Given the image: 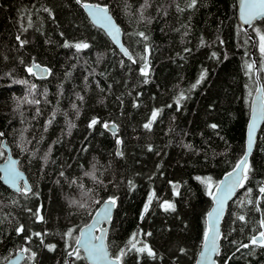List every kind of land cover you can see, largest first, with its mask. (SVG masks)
<instances>
[{"label": "trees", "instance_id": "obj_1", "mask_svg": "<svg viewBox=\"0 0 264 264\" xmlns=\"http://www.w3.org/2000/svg\"><path fill=\"white\" fill-rule=\"evenodd\" d=\"M86 2L109 8L132 60L92 24ZM257 29L264 18L238 23L237 0H0V163L6 138L31 187L25 195L0 180V264L23 249V264H88L69 252L110 198L107 245L114 258L125 252L121 264H196L214 191L244 157L259 85L264 95ZM76 43L90 47L65 46ZM33 62L49 75L29 73ZM248 166L216 264H264L251 243L264 231V124Z\"/></svg>", "mask_w": 264, "mask_h": 264}, {"label": "snow or ice", "instance_id": "obj_2", "mask_svg": "<svg viewBox=\"0 0 264 264\" xmlns=\"http://www.w3.org/2000/svg\"><path fill=\"white\" fill-rule=\"evenodd\" d=\"M80 2V0H78ZM196 0H192V6H195ZM89 12V15L92 16L95 23L99 24L100 27L104 28L107 31V34L112 37L113 40L118 41V37L120 35V29L115 25V23L112 21V18L108 15V11L106 8H100L99 6H92L89 4L83 5ZM241 17L244 20L245 23H251L252 20L259 18H264V0H243V3L241 5ZM139 36H141L143 39H147V37L144 35L143 32L138 33ZM261 52L264 53V36H261ZM65 46H72L75 47L77 51H81L83 49H87L90 47L87 43H76L74 45H65ZM122 47V46H121ZM125 52V55H128L127 50L123 49ZM36 67H39L37 65ZM253 65H248L249 70L253 68ZM47 71V70H44ZM28 72L36 75V73L33 72L32 68H28ZM141 73L147 77L148 71H147V64H145L144 68L141 69ZM203 79V76H201V80ZM147 79L145 80V83H147ZM21 83H25L24 81H21ZM35 87L34 85L32 86ZM185 97L183 94H181L179 100H177V104L179 105L180 100L184 99ZM80 99H83L80 97ZM38 103V101H32L28 100L27 97H24L23 100L20 101V103ZM255 111V109H254ZM260 115L264 116V98H261L260 100ZM159 115V111H154L152 113V116L150 118V122L146 123L144 127L146 129L151 130L152 122H154ZM255 121L256 116H253V129L255 128ZM96 123H98L97 120L93 119L90 123V127L94 126ZM104 128H109V125L105 123L103 125ZM213 128L216 127V125H212ZM115 135V133H113ZM0 136H3V133L0 132ZM120 143V141H117ZM252 147V140L251 135L249 137V143H248V151L251 152ZM2 155V153H0ZM249 171L248 166V158L245 156L244 159H242L239 164L236 166V170L233 173L229 174V177H226V180H228V183H226L223 188H217V192L221 193V195L213 196V199L217 202V208L213 210L212 213H209V228L208 231L205 233V253L204 258L210 259L213 254H218V247H217V240L220 238L218 227L214 228L213 225H218L220 215L223 212V204L224 201L232 195L235 188L242 187L245 180H247L248 176L247 173ZM0 172H3V179L6 183L10 184L13 188H15L17 191L22 192L23 194H27L30 192V188L24 184L21 186V181L23 179L21 173L18 171L16 166V161H10L8 165H6L3 169H0ZM86 175H90V173H86ZM202 183H208L210 185V180L205 182L201 181ZM260 192L264 193V187L260 188ZM209 195H212V192L209 191ZM152 197H149V204L151 203ZM75 203V201L73 202ZM81 208L85 207V204L79 205ZM116 206V200L115 198H110L102 211L96 213V219L95 221L88 226V228L81 232L79 238L75 240L76 249H75V257L77 259H80V252L79 250L83 248V250L87 253L85 259L92 262V264H121V258L125 254V252L122 250L120 254L115 257L114 259L109 257L108 250L104 243V236L105 233L101 232L100 236H96L94 233L96 230H98V225L102 221H108L111 217V211L112 208ZM148 206H145L144 211L147 212ZM165 210H175L174 205L171 204H165ZM241 220H244V217H240ZM261 226L264 227V220L261 221ZM17 232H23V227L17 229ZM150 234V233H149ZM35 235L40 236L39 233H36ZM67 236L69 238L72 237L71 231L67 233ZM135 239V236L132 238ZM95 241H99V243H95ZM251 243L253 245H257L260 247H264V231L260 232L259 237H253ZM131 248H134L139 253L147 252V255L149 256H155V253L148 248L147 246L136 248V245L134 243H131ZM247 247V245H245ZM51 250V249H50ZM24 252H28V249H23ZM33 256L35 254H32ZM73 252H69V256H72ZM212 264H215L213 261Z\"/></svg>", "mask_w": 264, "mask_h": 264}, {"label": "water", "instance_id": "obj_3", "mask_svg": "<svg viewBox=\"0 0 264 264\" xmlns=\"http://www.w3.org/2000/svg\"><path fill=\"white\" fill-rule=\"evenodd\" d=\"M242 3H243V0H237V20H238V23L242 27H244V28H252L259 21H261L263 18H259L258 17L257 19L252 20L251 23H245L244 20L241 17V5H242ZM84 4H89V5H92V6H99L100 8H106L107 9L108 15L112 18V21L115 23V25L120 29V35L118 37V41L119 42L113 40L112 37L107 34V31L104 28L100 27L99 24H97V23L94 22L92 16L89 15L88 10L83 6ZM82 8H83L84 12L86 13L87 17L89 18V20L92 22V24L95 27L101 29L108 36V38L112 41V43L117 47V49L127 59L132 60L133 58H132L131 53L129 52V50L127 49V47L123 43V34H122L121 27L118 25V23L113 18L112 14L110 13L109 8L107 6H105V5L98 4V3H91V2L83 3L82 4ZM122 48L127 50L128 55H125V52L122 50ZM37 65H39V64H36L35 62H33L32 67H31L33 69V72L36 73L37 77H47L49 75V70L46 67H42L40 65H39V67H36ZM44 70H47V71H44ZM261 98H264V95H263L262 87H261V85H259L256 93L254 94L253 101H252L251 116H250V120H249V124H248V129H247L246 150H245L244 157L242 159H244L245 156H247V158L249 160V157H250L251 153L254 151V148H255V144H256V141H257V137H258L259 131H260V129L262 128V126L264 124V116L260 115V111H259ZM254 109H255V111H254ZM254 115L256 116V121H255V128L253 129L252 125H253V116ZM105 123H107L109 125V128H107V129L105 128V130L108 131L109 133H111L112 135H113V133H115V135H113L115 137L116 134H117V132H118L117 125L114 122H110V121L105 122ZM250 135H251V140H252L251 152L248 151V143H249V137H250ZM2 148H3V150L6 153V158H5L4 161H2L0 163V169H3L6 165H8V163L10 161H16L17 169H18V171L21 173V175L23 177V179L21 181V186H23L24 184H26L31 189L30 184H29V181H28V178H27V175H26V173L23 170H21L19 168V166H18V159L13 156V154L11 152V149H10V146L7 144V139L6 138H4L3 141H2ZM120 149H121V142L118 143V146H117V154L118 155H120ZM235 170H236V168L234 170H232L231 172H229L228 174H226L220 180V182L218 183V185H217V187H216V189L214 191L213 196H218L219 197L221 195V193L217 192V188H223V186L226 183H228V180H226V177H229V174L235 172ZM3 175H4L3 172H0V180H1V182L5 186H7L9 189H11L12 191L17 192V193L20 192V191H17L15 188H13L10 184L6 183L5 180L3 179ZM239 189H240V187L235 188V190L232 193V195L229 196L224 201V204H223V212L220 215L218 225H216V224L213 225L214 228L218 227L219 234H220V238L217 240L218 254L220 252V239H221V234H222V222H223L224 216H225V214L227 212V209H228L230 203L235 198V196H236V194H237V192H238ZM212 199H213V197H212ZM106 202L107 201L103 202L99 206V208L94 213L91 221L87 225L83 226L80 229L79 236H80V234H81L82 231L86 230L88 228V226L91 225L95 221V219H96V213L103 210ZM216 208H217V202L213 199V205H212L209 213H212L213 210L216 209ZM115 209H116V206L112 208L110 219L108 221H102L98 225V230H96L95 233H94L96 236H100L101 235V232H104L105 233L104 243H105V246H106V248L108 250L109 257L112 258V259H114V257H112V255H111V253L109 251L108 245H107V233L109 231L110 224H111V221H112V218H113ZM209 213L207 215V227L208 228H209ZM95 243H99V241H95ZM205 243L206 242H205V239H204V242H203L201 251H200V253L198 255L196 264H212L213 261L216 264V258L218 256V254H213L210 259H205L204 258ZM75 249H76V245H75V248L73 250V254L75 253ZM80 251L83 253V256L86 257L87 253L83 250V248H81ZM25 257H26V253L24 251L20 250L13 257H11L5 264H23V262L25 260ZM85 260L87 261L88 264H92L91 261H89L87 259H85Z\"/></svg>", "mask_w": 264, "mask_h": 264}, {"label": "rangeland", "instance_id": "obj_4", "mask_svg": "<svg viewBox=\"0 0 264 264\" xmlns=\"http://www.w3.org/2000/svg\"><path fill=\"white\" fill-rule=\"evenodd\" d=\"M258 31H259V34H260V36H259V34H258V36H259V38H260V50H261V36H264V34H262L261 32H260V30L259 29H257Z\"/></svg>", "mask_w": 264, "mask_h": 264}]
</instances>
